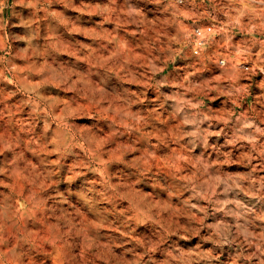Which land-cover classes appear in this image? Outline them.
<instances>
[{"label":"clouds","instance_id":"1","mask_svg":"<svg viewBox=\"0 0 264 264\" xmlns=\"http://www.w3.org/2000/svg\"><path fill=\"white\" fill-rule=\"evenodd\" d=\"M0 264H264V0H0Z\"/></svg>","mask_w":264,"mask_h":264}]
</instances>
